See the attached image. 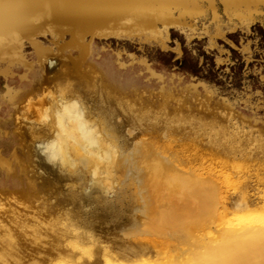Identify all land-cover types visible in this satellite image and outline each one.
<instances>
[{"label": "bare ground", "instance_id": "6f19581e", "mask_svg": "<svg viewBox=\"0 0 264 264\" xmlns=\"http://www.w3.org/2000/svg\"><path fill=\"white\" fill-rule=\"evenodd\" d=\"M218 7L225 17L224 26L244 29L260 16L264 27V0H0V75L6 80L0 90V184L32 188V174L39 173L40 168H36L30 148L47 161L39 146L57 142L66 157L77 164L72 178L89 189L85 194L93 208H101L113 227L128 218L131 206L143 208L144 215L151 210L148 221L132 232L143 234V241L132 243V239L122 252L103 244L93 251L96 230L87 219L82 224H61V230L70 236H66L65 249L51 251L43 242L28 250L16 242L13 227L1 217L6 209L15 218L21 219L22 212L34 218L37 228L27 225L33 242L43 237L40 224L57 232L58 223L38 218L14 195L0 194V264H54L60 258L68 264H264V206H254L264 202V178L260 173L256 175L260 180L256 176L255 181L253 176L251 181L246 178L254 171L249 169L247 174V164L257 156L259 159L261 153L264 156V149L259 151L264 144L258 129L237 124L230 112L224 119L218 118L217 126L203 132L197 127H183L182 118H170L164 112L163 116L140 113L128 98L127 83L120 79L123 63L119 57L113 61L93 57L98 52L92 42L94 36L137 37L163 45L169 26L189 37L198 31L194 19L207 11L211 20L202 23L201 30L214 44V36L222 30ZM45 33L50 36L48 44L39 39ZM26 43L30 52H26ZM52 63L59 68L70 65L83 79L76 85L52 89ZM14 69L19 72L16 77ZM46 109L49 119L41 122ZM146 128L151 129V144L166 141L167 145L174 144L165 148H173L192 140L196 149L219 153L223 166L231 163L238 179L220 186L206 175L196 182L199 185L183 193L178 185L161 182L176 165L171 163L151 168L149 178L153 181L146 186L144 157L148 149L151 151L144 148ZM27 130L32 134L31 145L24 137ZM87 132L98 140L96 148H88L84 138ZM112 150L117 158L111 166V190L105 195L89 183L96 163L89 152ZM243 167L246 171L240 170ZM73 226L79 231L73 232ZM148 234L154 240H167L180 253L148 244ZM72 242L76 245L71 248L68 245Z\"/></svg>", "mask_w": 264, "mask_h": 264}, {"label": "rangeland", "instance_id": "374dc122", "mask_svg": "<svg viewBox=\"0 0 264 264\" xmlns=\"http://www.w3.org/2000/svg\"><path fill=\"white\" fill-rule=\"evenodd\" d=\"M217 13L222 19V30L214 36V44L208 42V34L201 30V24L206 25L211 20L210 13L207 11L205 15L194 19L193 22L196 23L195 27L198 31L189 37L183 31L169 26L167 40L163 45L156 40L137 37L94 36L92 42L98 52L94 53L93 57L111 61L119 57L123 63V66H120L122 71L120 79L127 83L128 89L125 91L128 92V98L140 113L144 112L145 115L156 113L157 116H163L161 112H164L167 117L182 118L183 127L193 130L197 127L198 132H203L212 128V125L217 126L218 118L224 119L225 114L230 112L237 124L257 128L262 137L261 142L264 144V27L262 18L257 16L247 28L242 29L238 25L224 26L225 17L219 7ZM39 39L48 44L50 36L48 33L40 34ZM89 39L90 36H87V40ZM27 45L26 43V52H30L29 45ZM52 64L50 67L47 64L50 74L54 76L50 82L52 89H61L67 84L76 85L83 79L80 73L75 72L70 65H62L59 68L58 65ZM114 66L118 67L116 62ZM80 70H83V67ZM18 73L14 69L13 77H16ZM68 81L71 83H66ZM5 84L6 80L0 75V90ZM141 92H143L142 99L139 98ZM186 122L191 125L188 126ZM146 129H144V148L147 146L151 150L147 148L148 154L146 156V153L144 154V183L146 186L153 181L149 178L151 168L168 166L171 163L176 165L163 175L161 182L169 181L178 185L183 193L206 175L210 176L212 183L220 186H225V183L230 184V181L235 183L238 179L236 172L233 171L236 169L232 168L231 163H225L230 167L223 166L221 162L223 159L219 153L211 152V149L202 151L196 149L192 146V140H186L179 146L180 149L178 146L171 148L170 146L174 143L168 144L169 148H165L168 146L166 141L151 144L149 134L151 129ZM29 131L25 132L24 137L31 145L33 139L30 138L32 134ZM262 147L259 151H263L264 145ZM30 151L34 153L32 159L36 168H40L39 173L32 174L33 187L0 184V194L3 197L14 195L25 205L28 204L30 209L23 208L24 211L35 213V216L45 222L58 223L56 227L59 231L52 232L48 227L40 224L39 226H43L39 229L43 236L40 237L42 242H33L27 225L37 228L34 218L22 212V214L19 213L21 220L15 218L12 212L6 209L1 217L13 227L14 238L18 244L28 250L43 242L46 244L45 247L51 251L58 248L65 249L67 234L65 235V232L61 230V224L65 222L82 224L85 219L90 221L96 230V237L92 243L93 251L103 244L122 252L126 250L128 242L131 243L132 239H135L132 243L143 241V234L133 235L132 232L143 222L148 221L151 217V213L148 212L151 210L144 215L143 208L131 206L128 218L120 220V224L113 227V223L105 219V213L101 208H93L94 204L87 198L81 182L59 170L56 165L42 159L41 155L37 156L33 152L34 148H30ZM261 154L259 159L257 156L256 160L252 159L254 162L247 164V174L249 169L250 171L254 169L252 173H249L253 175H246L247 180L260 174L264 178V169L259 168L261 165L264 167V156ZM137 158L132 155L134 161L138 160ZM261 160L262 163H259ZM253 163L256 165L252 166ZM244 167L240 170L244 171ZM259 169H263V172ZM209 170L215 173L210 174ZM255 178L260 180L258 176ZM255 178L253 181L256 180ZM70 185H78V187L71 188ZM258 205L262 207L264 202L254 204L255 207H259ZM19 208L22 209V207ZM153 208L155 210V207ZM79 237L84 238L83 235ZM145 241L148 244H154L157 249L166 246L168 252L180 253L179 248L167 240L161 238L154 240L148 234Z\"/></svg>", "mask_w": 264, "mask_h": 264}, {"label": "clouds", "instance_id": "9594fccd", "mask_svg": "<svg viewBox=\"0 0 264 264\" xmlns=\"http://www.w3.org/2000/svg\"><path fill=\"white\" fill-rule=\"evenodd\" d=\"M66 83H71L70 81ZM51 95V93H50ZM49 119L47 115V109L45 110L44 114L40 116L41 122H47ZM59 119V117H58ZM80 120H81V128L84 127L83 124V114H80ZM87 141L88 148H96L98 146V140L95 138H92V133L87 132L84 137ZM41 148L42 154L45 155L48 163L56 165L58 164L60 166V169L62 172H66L69 175L75 174V169L77 167L76 163L71 162L67 157L66 153L64 152L61 145L57 142H50L46 145L39 146ZM89 155L91 157H94L96 160V163L93 165V167L90 170V185L92 187H95L99 189L101 192H103L105 195L109 193L111 190V185L109 183L110 178L112 177L113 173L111 171V166L113 161L117 158L115 150L112 151H97V152H89ZM104 167L105 170L102 172L101 167ZM71 188L78 187V185H70ZM83 191L87 193L89 191L88 188H84ZM67 226V224H65ZM73 232H78L79 230L75 228L74 226L71 228ZM76 243L72 242L68 246L73 247ZM54 264H68V261L65 259H57L54 261Z\"/></svg>", "mask_w": 264, "mask_h": 264}]
</instances>
